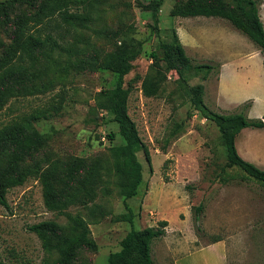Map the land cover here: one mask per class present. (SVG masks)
Wrapping results in <instances>:
<instances>
[{"label":"rangeland","instance_id":"1","mask_svg":"<svg viewBox=\"0 0 264 264\" xmlns=\"http://www.w3.org/2000/svg\"><path fill=\"white\" fill-rule=\"evenodd\" d=\"M180 1L162 0L156 8L154 0H101L99 16L91 23L92 30H87V49L81 56L98 64L116 50L121 36L143 41L142 53L125 76V87L130 88L128 113L151 157L149 163L142 148L137 153L144 166V180L138 195L127 200L135 213L134 227L156 226L166 217L171 221L173 230L166 226L171 233L152 242L156 264H264V186L241 169L227 166L219 128L205 114L236 111L247 103L252 107L253 98L256 104L248 115L256 118L264 114L262 54L248 36L224 18L174 16L172 9ZM156 11L158 33L154 28ZM260 15L264 23V0H260ZM97 30L107 34L98 36ZM176 34L192 59L190 65L182 66V78L175 70H168L165 61L155 65L151 56L152 52L161 55L160 43H174ZM1 38L5 46L0 48V57L10 42L4 34ZM250 51V69L242 76L226 73L219 94L222 62ZM38 62L42 66L45 60ZM204 64L211 68H198ZM59 74L67 76L64 92L58 84L45 94L11 100L0 110V125L49 105L61 94L65 96L60 114L34 124L48 139L22 166L57 165L56 190L67 198L77 185L65 181L63 171L70 162L81 158L86 165L97 160L105 163L106 189L90 207L71 205L67 211L83 215L98 243L97 250H79L76 263L107 264L110 253L121 248V240L132 228L131 223L118 220L127 209L116 186L118 177L110 151L124 139L113 114L97 101L100 94L114 89L117 74L96 66ZM147 77L158 89L155 96L144 94L142 82ZM200 84L205 89L197 109L189 90ZM239 101L242 103L237 104ZM111 133L115 134L113 139ZM236 145L244 159L264 169V128H244ZM81 173L76 175L81 177ZM7 202L8 206L0 203L1 259L6 264H50L56 260L58 251H47L29 226L55 220L62 232L68 233L72 224L65 214L48 209L41 182L29 177L24 184L10 188ZM201 204L203 209L198 212Z\"/></svg>","mask_w":264,"mask_h":264},{"label":"trees","instance_id":"2","mask_svg":"<svg viewBox=\"0 0 264 264\" xmlns=\"http://www.w3.org/2000/svg\"><path fill=\"white\" fill-rule=\"evenodd\" d=\"M101 0H0V48L5 46L1 35L10 41L5 54L0 57V110L13 99L45 94L59 84L61 92L66 88V75L74 68L97 67L117 74L116 86L108 93L97 97L98 105L112 113L119 124V133L124 141L110 149L114 170L117 174L118 192L124 197L127 212L118 217L131 223L132 228L121 240V248L110 253L107 264H156L152 256V242L166 235L168 220H160L156 226L144 229L134 227L135 213L127 200L138 195L144 180V166L138 157L142 148L151 163L148 147L140 137L135 121L128 113L130 88L125 87V76L132 70L134 61L143 51V41L134 36L120 37L116 50L96 64L82 59L87 49V30L99 16ZM156 8L162 0H154ZM174 16L220 17L232 23L248 36L263 55L264 65V23L260 15V0H182L173 9ZM154 28L158 33L159 16L153 13ZM104 36L107 31H95ZM174 43L161 42L162 54L152 52L155 65L165 61L168 70H175L180 78L184 76L182 66L190 65L192 59L186 53L183 43L175 35ZM45 60L39 66V59ZM198 68H211L198 65ZM52 78L44 81V77ZM146 96H155L158 89L147 77L142 82ZM204 85L193 86L190 94L197 109L203 102ZM65 96L59 95L43 108L20 114L0 125V203L8 206L7 193L10 188L22 185L29 177L38 179L43 187L44 201L48 209L65 214L72 224V231L63 233L55 220H46L29 226L42 240L47 251L53 248L59 253L50 264L76 263L79 250H97L98 243L92 235L89 222L81 213H70L69 206L90 207L106 189V165L102 160L86 163L78 158L70 162L65 173L67 184L77 182L67 198L56 190L55 179L58 167L54 163L22 166L43 147L48 137L34 124L60 114L65 108ZM251 104H244L232 112L205 113L216 123L221 133L227 157V166L241 169L248 178L264 186V169L244 159L238 151L236 140L244 128H264V114L251 118L247 111ZM110 138L115 137L111 133ZM167 146V145H166ZM166 146L164 149H166ZM82 172L80 175L77 173ZM203 205L197 207L201 211ZM221 239H215L214 242ZM0 264H6L0 257Z\"/></svg>","mask_w":264,"mask_h":264},{"label":"crops","instance_id":"3","mask_svg":"<svg viewBox=\"0 0 264 264\" xmlns=\"http://www.w3.org/2000/svg\"><path fill=\"white\" fill-rule=\"evenodd\" d=\"M234 47L231 48V50ZM232 52V51H230ZM261 54V53H260ZM261 56V57H260ZM259 56V62L263 63V55ZM253 59V54H251V51L248 52V54H234L229 59L224 60L222 62L220 73H219V80H218V88H219V94L222 93L223 90V82H224V75L226 73H232L233 75L242 76L244 75L243 72L247 69H250V61ZM242 102H237V104H240ZM256 104V98H253V106ZM169 222V228H171V221L166 217ZM171 230H173L171 228ZM171 230L169 229L167 232L168 234L171 233Z\"/></svg>","mask_w":264,"mask_h":264}]
</instances>
